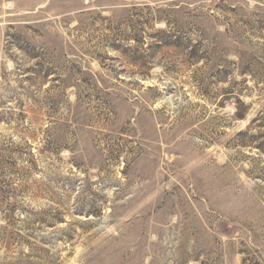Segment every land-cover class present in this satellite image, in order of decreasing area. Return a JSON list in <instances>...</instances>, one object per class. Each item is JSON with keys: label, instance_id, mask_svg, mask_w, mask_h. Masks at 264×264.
I'll return each mask as SVG.
<instances>
[{"label": "rangeland", "instance_id": "1", "mask_svg": "<svg viewBox=\"0 0 264 264\" xmlns=\"http://www.w3.org/2000/svg\"><path fill=\"white\" fill-rule=\"evenodd\" d=\"M0 264H264V0H0Z\"/></svg>", "mask_w": 264, "mask_h": 264}]
</instances>
